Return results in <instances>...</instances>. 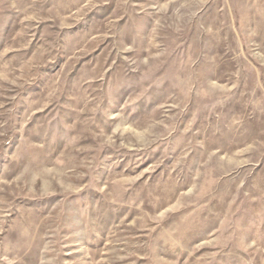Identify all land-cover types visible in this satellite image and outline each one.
I'll use <instances>...</instances> for the list:
<instances>
[{"label":"rangeland","instance_id":"1","mask_svg":"<svg viewBox=\"0 0 264 264\" xmlns=\"http://www.w3.org/2000/svg\"><path fill=\"white\" fill-rule=\"evenodd\" d=\"M0 264H264V0H0Z\"/></svg>","mask_w":264,"mask_h":264}]
</instances>
